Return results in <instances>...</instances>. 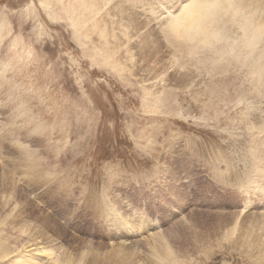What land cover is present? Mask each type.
Instances as JSON below:
<instances>
[{"label":"rangeland","instance_id":"obj_1","mask_svg":"<svg viewBox=\"0 0 264 264\" xmlns=\"http://www.w3.org/2000/svg\"><path fill=\"white\" fill-rule=\"evenodd\" d=\"M218 1L0 0V251L264 264V0Z\"/></svg>","mask_w":264,"mask_h":264},{"label":"bare ground","instance_id":"obj_2","mask_svg":"<svg viewBox=\"0 0 264 264\" xmlns=\"http://www.w3.org/2000/svg\"><path fill=\"white\" fill-rule=\"evenodd\" d=\"M194 2V1H193ZM216 2V1H215ZM234 2V1H233ZM236 3V2H235ZM189 7H188V6ZM211 5V3L209 4ZM209 5H206L208 6L207 7H204V5L198 9V12H202V11H205V10H212L213 9V4L211 6ZM218 5V11L217 12H223V14L225 13H229L230 14V17L232 18L233 16H237L238 14H240V7H236L235 4L232 3L231 0H219L217 2ZM216 5H215V8H216ZM194 7V6H193ZM243 7V6H242ZM190 8V3L188 4H184L182 7H181V11H184V15L182 16V18L184 19V21H192V22H196V21H199V16L197 14V11H195L194 9L192 10V7L191 9ZM215 11V10H214ZM210 12V11H208ZM222 15V14H221ZM179 21V19H178ZM173 25H175L176 27L180 26L182 24V21L180 22H173L172 23ZM186 24V23H185ZM200 24V23H198ZM82 25V24H81ZM196 26L194 27H199L197 24H195ZM185 26V25H183ZM83 27V25H82ZM174 27V26H172ZM190 27V26H189ZM246 27V26H245ZM186 28V27H185ZM191 28V27H190ZM200 28V27H199ZM181 30V29H180ZM199 30V29H198ZM173 32V31H172ZM176 33H180V32H176ZM182 33V31H181ZM193 33V32H192ZM254 33V32H253ZM257 33V32H256ZM191 34V33H190ZM248 35V34H247ZM191 38V37H190ZM257 38V36H256ZM251 39V38H250ZM254 39V38H253ZM252 39V40H253ZM256 41V40H255ZM247 46V45H246ZM26 233V232H24ZM33 233V232H32ZM33 235H30V237H32ZM33 240L36 241L37 243V240H36V237H33ZM32 240V241H33ZM31 241V240H30ZM132 241V240H131ZM125 243V242H124ZM27 244V243H26ZM32 244V243H31ZM33 245L35 244H32V245H25V244H22L21 247H16L14 246L11 249H5V250H2L0 251V260L1 261H4L5 259H9V258H13L12 261H15V264H44L43 262L45 260H48V256L51 255L50 252H48L47 250H45L44 248L42 247H32ZM22 248V249H21ZM53 262H56L55 258H53L52 260Z\"/></svg>","mask_w":264,"mask_h":264}]
</instances>
